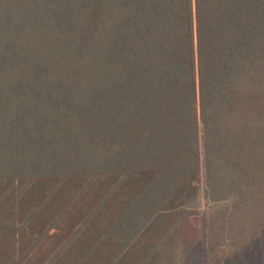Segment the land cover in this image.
<instances>
[{"label": "trees", "instance_id": "trees-1", "mask_svg": "<svg viewBox=\"0 0 264 264\" xmlns=\"http://www.w3.org/2000/svg\"><path fill=\"white\" fill-rule=\"evenodd\" d=\"M201 218L260 264L264 0H0V264H191Z\"/></svg>", "mask_w": 264, "mask_h": 264}, {"label": "rangeland", "instance_id": "rangeland-1", "mask_svg": "<svg viewBox=\"0 0 264 264\" xmlns=\"http://www.w3.org/2000/svg\"><path fill=\"white\" fill-rule=\"evenodd\" d=\"M183 232L186 237L189 238H193L195 235L200 236V242L197 244V247L195 249L194 260L191 264H207L206 237L203 219L201 218L190 220L184 226ZM260 264H264V256L262 257Z\"/></svg>", "mask_w": 264, "mask_h": 264}]
</instances>
